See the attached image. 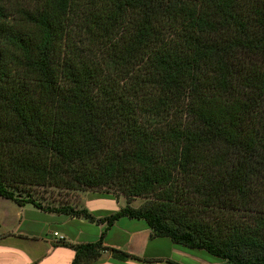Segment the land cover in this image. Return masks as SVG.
I'll list each match as a JSON object with an SVG mask.
<instances>
[{
	"label": "trees",
	"instance_id": "obj_1",
	"mask_svg": "<svg viewBox=\"0 0 264 264\" xmlns=\"http://www.w3.org/2000/svg\"><path fill=\"white\" fill-rule=\"evenodd\" d=\"M33 186L146 197L101 221L264 264V0H0V196Z\"/></svg>",
	"mask_w": 264,
	"mask_h": 264
},
{
	"label": "crops",
	"instance_id": "obj_2",
	"mask_svg": "<svg viewBox=\"0 0 264 264\" xmlns=\"http://www.w3.org/2000/svg\"><path fill=\"white\" fill-rule=\"evenodd\" d=\"M41 202V201H39ZM19 205L0 196V264H72L73 245L102 241L106 250L93 264H216L202 249L187 250L169 237H152L144 219L121 217L109 225L101 219L120 211L126 199L113 192L85 191L64 205ZM87 209L95 219L52 210ZM55 233H59L56 236ZM64 236V239H61ZM116 251L132 257L122 259Z\"/></svg>",
	"mask_w": 264,
	"mask_h": 264
},
{
	"label": "rangeland",
	"instance_id": "obj_3",
	"mask_svg": "<svg viewBox=\"0 0 264 264\" xmlns=\"http://www.w3.org/2000/svg\"><path fill=\"white\" fill-rule=\"evenodd\" d=\"M87 190L92 191L90 189ZM87 190L49 186H33L31 192L35 199L43 202L46 205H64L75 201L79 196V193L85 192ZM118 195L123 196L126 199V205L128 200H130L131 205L136 208L144 206L150 201V199L143 196L130 198L122 192H118Z\"/></svg>",
	"mask_w": 264,
	"mask_h": 264
},
{
	"label": "built area",
	"instance_id": "obj_4",
	"mask_svg": "<svg viewBox=\"0 0 264 264\" xmlns=\"http://www.w3.org/2000/svg\"><path fill=\"white\" fill-rule=\"evenodd\" d=\"M56 236H59V233H55ZM61 239H64V236H61Z\"/></svg>",
	"mask_w": 264,
	"mask_h": 264
}]
</instances>
